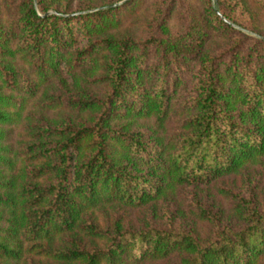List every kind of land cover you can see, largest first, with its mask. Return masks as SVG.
Instances as JSON below:
<instances>
[{
    "label": "trees",
    "instance_id": "16d2710c",
    "mask_svg": "<svg viewBox=\"0 0 264 264\" xmlns=\"http://www.w3.org/2000/svg\"><path fill=\"white\" fill-rule=\"evenodd\" d=\"M36 1L0 0V264H264V0Z\"/></svg>",
    "mask_w": 264,
    "mask_h": 264
},
{
    "label": "rangeland",
    "instance_id": "374dc122",
    "mask_svg": "<svg viewBox=\"0 0 264 264\" xmlns=\"http://www.w3.org/2000/svg\"><path fill=\"white\" fill-rule=\"evenodd\" d=\"M124 0H120V1H117V3L116 4H118L119 5V3H122ZM248 2H250V0H247ZM78 2H79V0H73V2L71 3V9L72 10H74L75 8H76V6L78 5ZM216 2H217V0H216ZM252 2V1H251ZM137 3H139V6H137V9L139 10V14L142 16V17H147L148 15H150V12H151V10H152V8L158 3V0H138L137 1ZM198 3L196 2V5H197ZM91 11L92 10H94V9H90ZM51 13H54V10H50V11H48V13L47 14H51ZM219 13L221 14V12L219 11ZM3 15V13H2V11H1V4H0V17ZM257 17H258V21L262 24V23H264V8L262 9V13H257V14H255ZM138 26V25H137ZM137 26H135L133 29H136L137 28ZM237 28V27H236ZM237 29H239V30H242V31H244V28H241V27H239V28H237ZM246 30V29H245ZM248 30H246V31H244L245 33H249L250 35H255L254 33H250V32H247ZM228 207V206H227ZM226 207V208H227ZM161 209L162 208H160V211H161ZM159 210V209H158ZM134 219V218H136V217H133V215L132 216H130V217H128V219Z\"/></svg>",
    "mask_w": 264,
    "mask_h": 264
},
{
    "label": "water",
    "instance_id": "95a60500",
    "mask_svg": "<svg viewBox=\"0 0 264 264\" xmlns=\"http://www.w3.org/2000/svg\"><path fill=\"white\" fill-rule=\"evenodd\" d=\"M124 1H126V0H124ZM123 1V2H124ZM215 2H216V0H214ZM35 3L37 4V1L35 0ZM120 4V3H119ZM115 5H118V4H113V5H110V6H115ZM110 6H106V7H110ZM223 19L225 20V21H227L228 23H230L231 25H233V26H235V27H237V28H239L238 26H236L235 24H233L232 22H230L228 19H226L225 17H223ZM244 31H246L245 29H244ZM248 32V31H247Z\"/></svg>",
    "mask_w": 264,
    "mask_h": 264
}]
</instances>
